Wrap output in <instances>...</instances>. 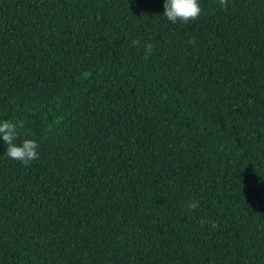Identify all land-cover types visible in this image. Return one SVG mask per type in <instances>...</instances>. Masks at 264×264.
<instances>
[{"label":"trees","instance_id":"16d2710c","mask_svg":"<svg viewBox=\"0 0 264 264\" xmlns=\"http://www.w3.org/2000/svg\"><path fill=\"white\" fill-rule=\"evenodd\" d=\"M163 3L0 0V264H264V0Z\"/></svg>","mask_w":264,"mask_h":264},{"label":"clouds","instance_id":"9594fccd","mask_svg":"<svg viewBox=\"0 0 264 264\" xmlns=\"http://www.w3.org/2000/svg\"><path fill=\"white\" fill-rule=\"evenodd\" d=\"M218 3L226 8L228 6V0H218ZM164 12L163 15L172 23L183 22L188 23L196 20L202 13L200 0H164L163 3ZM133 45H139L138 40L132 41ZM194 45L195 41H189ZM145 58L147 59L154 51V45L148 43L145 45ZM19 126L16 122L10 120H4L0 122V137L6 143V155L13 160L19 161L22 165L28 166L30 162L39 158L38 148L39 142L35 139L25 138L21 143L17 144L15 141L19 135ZM188 207L190 209H196L199 207V201L192 200ZM209 223L212 229L219 227L218 223L214 221H203Z\"/></svg>","mask_w":264,"mask_h":264}]
</instances>
